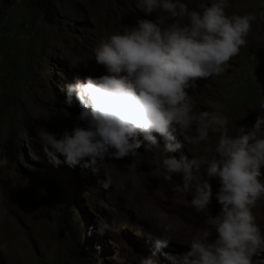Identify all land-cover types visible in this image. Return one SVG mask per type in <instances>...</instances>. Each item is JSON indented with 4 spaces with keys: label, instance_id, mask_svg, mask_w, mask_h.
Returning a JSON list of instances; mask_svg holds the SVG:
<instances>
[{
    "label": "rangeland",
    "instance_id": "rangeland-1",
    "mask_svg": "<svg viewBox=\"0 0 264 264\" xmlns=\"http://www.w3.org/2000/svg\"><path fill=\"white\" fill-rule=\"evenodd\" d=\"M185 2L195 8L199 0ZM261 10L264 0H229V15L257 17L248 42L223 74L197 78L196 88L187 90L196 110H209V99L221 105L230 134L242 125L250 128L261 111L257 106L264 99ZM160 15L157 10L145 16L135 8V0H0V157L7 158L0 168V264H138L140 256L155 250L153 236L162 231L156 220L159 211L168 213L174 225L172 241L156 253L160 264H170L164 253L187 251L185 243L193 235L207 231L206 240L215 239L208 219L219 213L217 178L209 181L210 204L197 212L188 203L189 193L172 191L180 177L166 179L168 174L156 170L143 146L137 150L141 163L132 174L126 170L130 157H106L114 183L104 190L97 183L102 173L93 176L79 166L69 167L61 156V163L54 165L36 141L37 127L59 135L78 122V102L65 105L58 85L104 74L103 66L89 59L96 43L135 26L137 19L155 20ZM153 135L162 146L159 135ZM215 141L210 134L201 145H182L167 155L191 159L204 143L214 147ZM261 173L264 178V167ZM118 180L124 181L123 189ZM253 210L264 232V199ZM105 221L115 223L119 231H99V222Z\"/></svg>",
    "mask_w": 264,
    "mask_h": 264
},
{
    "label": "clouds",
    "instance_id": "clouds-1",
    "mask_svg": "<svg viewBox=\"0 0 264 264\" xmlns=\"http://www.w3.org/2000/svg\"><path fill=\"white\" fill-rule=\"evenodd\" d=\"M229 0H199L189 8L185 0H135V8L145 16L159 10L155 20L137 19L135 26L123 27L101 38L89 59L103 66L104 74L83 81L58 85L69 107L75 99L80 112L77 123L59 135L37 127L36 141L49 162L79 166L93 176L103 174L97 183L107 190L113 185L109 159L130 157L128 174L141 163L138 149L151 153L156 170L166 179L180 177L172 191L189 193V205L201 212L213 196L209 181L219 180L214 194L220 205L218 215L208 219L217 234L212 242L206 235H193L188 250L177 255L164 253L170 264H264V232L254 208L264 199V99L260 114L248 128L240 126L229 133V119L215 100L209 110H196L187 91L196 88L197 78L217 77L229 68V61L247 44L252 13L228 14ZM264 18V10L259 13ZM48 117H45V119ZM79 122H83L81 125ZM156 133L163 141L158 143ZM216 136L215 146L204 143L202 150L188 159L167 155L182 145H201ZM179 137V138H178ZM7 164L0 157V168ZM121 189L124 181L118 180ZM162 226L153 236L155 250L140 256L138 264H160L156 253L167 247L174 225L169 214L156 213ZM99 231L116 232L115 223L99 222ZM256 257V259H254Z\"/></svg>",
    "mask_w": 264,
    "mask_h": 264
},
{
    "label": "trees",
    "instance_id": "trees-1",
    "mask_svg": "<svg viewBox=\"0 0 264 264\" xmlns=\"http://www.w3.org/2000/svg\"><path fill=\"white\" fill-rule=\"evenodd\" d=\"M83 244H84V242H83Z\"/></svg>",
    "mask_w": 264,
    "mask_h": 264
}]
</instances>
